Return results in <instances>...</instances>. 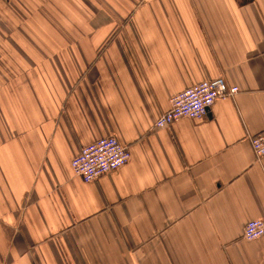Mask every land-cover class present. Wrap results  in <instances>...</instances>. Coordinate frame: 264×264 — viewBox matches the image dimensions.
Here are the masks:
<instances>
[{"label":"crops","instance_id":"crops-1","mask_svg":"<svg viewBox=\"0 0 264 264\" xmlns=\"http://www.w3.org/2000/svg\"><path fill=\"white\" fill-rule=\"evenodd\" d=\"M223 77L201 119L155 126ZM264 0H0V264H264ZM131 158L85 182L81 148Z\"/></svg>","mask_w":264,"mask_h":264},{"label":"built area","instance_id":"built-area-1","mask_svg":"<svg viewBox=\"0 0 264 264\" xmlns=\"http://www.w3.org/2000/svg\"><path fill=\"white\" fill-rule=\"evenodd\" d=\"M238 91L237 85L230 86L223 77L204 80L173 96L169 109L160 115L155 126L168 127L180 118L201 119L218 99H226ZM252 146L257 158L264 157V131L253 137ZM130 158L128 147L110 135L84 145L73 159L72 168L85 182H92L125 166ZM244 237L248 240L264 237V217L249 220Z\"/></svg>","mask_w":264,"mask_h":264}]
</instances>
